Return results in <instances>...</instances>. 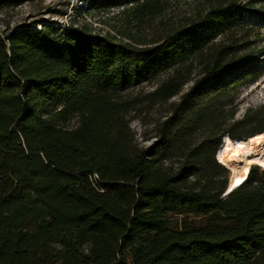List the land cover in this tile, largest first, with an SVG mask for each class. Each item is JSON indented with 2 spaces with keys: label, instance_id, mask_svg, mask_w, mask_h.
Wrapping results in <instances>:
<instances>
[{
  "label": "trees",
  "instance_id": "trees-1",
  "mask_svg": "<svg viewBox=\"0 0 264 264\" xmlns=\"http://www.w3.org/2000/svg\"><path fill=\"white\" fill-rule=\"evenodd\" d=\"M172 1L87 0L136 20L128 40L50 17L0 30V264H264V171L224 198L216 158L222 136L264 131L238 129L262 110L219 115L264 72V0H206L169 20ZM144 83V97L128 92ZM177 95L140 145L132 110Z\"/></svg>",
  "mask_w": 264,
  "mask_h": 264
},
{
  "label": "rangeland",
  "instance_id": "rangeland-1",
  "mask_svg": "<svg viewBox=\"0 0 264 264\" xmlns=\"http://www.w3.org/2000/svg\"><path fill=\"white\" fill-rule=\"evenodd\" d=\"M205 3L206 0H173L164 16L170 20L183 15H190L197 9L203 8ZM86 8L87 0L26 1L16 7L0 10V30H3L5 27H12L22 21L50 17L57 19L66 26L72 23L79 25L88 23V25H92L96 31H100L104 34L111 33L116 35L119 39L124 40H128V38L124 36L125 33L139 31L135 24L136 20L130 23L127 19V14L123 13L122 7H116L109 11L99 10L98 8L86 10ZM54 9L56 10L54 11ZM158 21L159 18H155L153 24L158 25ZM151 29L152 28L147 25L145 28H142V31L144 33H150ZM189 85H191V83L186 85L185 90L189 88ZM153 88L154 85L144 83L135 88H131L128 92L144 97V95ZM226 96L230 98L231 102L230 105L226 106V109L232 107L234 113L230 110L226 113L219 112V115L220 119L222 121L226 119L228 124L235 120L243 119L247 114L255 113L256 110H262L264 113V72L257 79L243 78L233 88L229 89ZM178 99L179 95L169 100H159L155 103L144 101L138 104L136 109L132 110L130 114V125L140 145H149L156 141L162 121L171 113V102L177 101ZM76 120L75 117L72 118L67 122V126H75ZM262 126H264V114L259 119L242 124L238 129L243 133H252ZM206 128L205 124H201L194 138L200 140L204 132H206ZM254 167H256L259 172L264 171L262 165L255 164L251 168ZM224 176L229 179V168L224 172ZM190 216L196 217L198 220L201 217L194 213H191Z\"/></svg>",
  "mask_w": 264,
  "mask_h": 264
},
{
  "label": "bare ground",
  "instance_id": "bare-ground-1",
  "mask_svg": "<svg viewBox=\"0 0 264 264\" xmlns=\"http://www.w3.org/2000/svg\"><path fill=\"white\" fill-rule=\"evenodd\" d=\"M217 159L230 170V189L242 182L255 164L264 167V131L250 138L224 136L217 150ZM239 181V183H238Z\"/></svg>",
  "mask_w": 264,
  "mask_h": 264
},
{
  "label": "water",
  "instance_id": "water-1",
  "mask_svg": "<svg viewBox=\"0 0 264 264\" xmlns=\"http://www.w3.org/2000/svg\"><path fill=\"white\" fill-rule=\"evenodd\" d=\"M223 138H224V136H222L221 141L223 140ZM234 189H236V187L230 189V183H229V180H228L227 185H226V187H225V189H224V191H223L222 196H223L224 198L227 197V196H229L230 193L234 191Z\"/></svg>",
  "mask_w": 264,
  "mask_h": 264
},
{
  "label": "snow or ice",
  "instance_id": "snow-or-ice-1",
  "mask_svg": "<svg viewBox=\"0 0 264 264\" xmlns=\"http://www.w3.org/2000/svg\"><path fill=\"white\" fill-rule=\"evenodd\" d=\"M238 183H239V181H238Z\"/></svg>",
  "mask_w": 264,
  "mask_h": 264
}]
</instances>
